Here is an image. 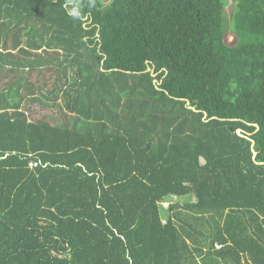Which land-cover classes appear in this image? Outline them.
<instances>
[{"label":"trees","instance_id":"16d2710c","mask_svg":"<svg viewBox=\"0 0 264 264\" xmlns=\"http://www.w3.org/2000/svg\"><path fill=\"white\" fill-rule=\"evenodd\" d=\"M233 2L0 0V264H264V0Z\"/></svg>","mask_w":264,"mask_h":264},{"label":"rangeland","instance_id":"374dc122","mask_svg":"<svg viewBox=\"0 0 264 264\" xmlns=\"http://www.w3.org/2000/svg\"><path fill=\"white\" fill-rule=\"evenodd\" d=\"M111 0H103V2L105 4L109 3ZM235 8V3L233 2V0H228V5H227V16L228 19L230 20L232 18L233 15V11ZM226 42L228 44H235L238 41V37L237 35L232 31V29L230 28L226 34ZM32 110L35 112V114L37 115H42L44 113H49L52 116H56L57 113H59L58 109H48V108H43L39 105H34L32 106ZM175 199V198H174ZM173 199V200H174ZM193 200H195V198L193 197Z\"/></svg>","mask_w":264,"mask_h":264},{"label":"built area","instance_id":"2783aa9c","mask_svg":"<svg viewBox=\"0 0 264 264\" xmlns=\"http://www.w3.org/2000/svg\"><path fill=\"white\" fill-rule=\"evenodd\" d=\"M35 165H37V162L31 163V166H35ZM165 205L168 206L169 203L168 202H165Z\"/></svg>","mask_w":264,"mask_h":264}]
</instances>
